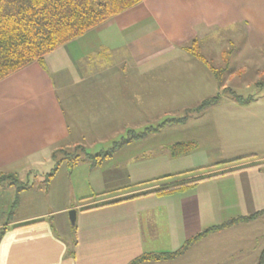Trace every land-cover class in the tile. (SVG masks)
I'll use <instances>...</instances> for the list:
<instances>
[{
  "label": "crops",
  "instance_id": "0c3cea01",
  "mask_svg": "<svg viewBox=\"0 0 264 264\" xmlns=\"http://www.w3.org/2000/svg\"><path fill=\"white\" fill-rule=\"evenodd\" d=\"M235 25L244 26L249 48H264V0H141L59 46L42 62L0 80V175H16L29 185L18 194L10 219L1 206L0 264H128L143 253L168 251V244L175 250L215 225L211 195L200 191L213 179L158 195L152 191L172 182L160 178L170 174L159 176L151 152L137 157L116 152L99 166L84 159L72 169L61 164L47 188L40 181L54 166L52 150L84 139L82 130L91 126L81 123L71 131L63 97L81 116L82 109L92 120L96 113L91 128L97 132L141 127L153 96L160 102L171 88L180 90L184 81L198 78V60L188 57L184 45L203 39L210 28ZM252 118L264 123V112ZM190 154L169 157L189 168ZM116 156L124 158L109 166ZM126 164L129 169L115 168ZM46 165L49 171L40 173ZM232 177L236 217L264 209V166L249 163L226 178ZM71 209L76 210L74 226ZM263 218L211 234L175 260L143 264H176L196 245L225 236L231 244H221L218 251L223 264L255 263L264 246L261 236L247 230Z\"/></svg>",
  "mask_w": 264,
  "mask_h": 264
},
{
  "label": "rangeland",
  "instance_id": "374dc122",
  "mask_svg": "<svg viewBox=\"0 0 264 264\" xmlns=\"http://www.w3.org/2000/svg\"><path fill=\"white\" fill-rule=\"evenodd\" d=\"M245 36L244 26L239 25L228 29H208L204 38L199 39L200 52L213 68L218 71L223 69L222 86L217 84L216 77L208 67L187 54L190 59L198 63L196 64L199 68L198 78L184 81L185 84L180 90L171 88L166 92V95L160 97V102L159 97L153 96L151 109L147 112L145 122L141 127L117 128L114 132L109 133H105L106 131L104 133L103 131L97 132L91 128L95 126L96 113L92 120L90 112L82 109L83 116H81L82 113L72 108L63 97V107L71 131L77 130L81 123L91 126L82 130L84 139H74L69 146L55 147L52 152L59 148L73 150L74 147L79 146L85 147L87 153L96 154L107 151L114 144L127 140L129 136L141 135V137L132 138L128 144H124L114 153L137 157L143 153L151 152V164L157 163L159 176L170 174L164 183L166 181H182L188 177L213 179L202 186L200 190L204 193L206 189L211 195L216 211L214 217L216 221L213 224H220L236 217L239 213L234 205L237 195L234 189L235 178L227 179L226 177L230 172L243 169V166L249 163L264 166V123L252 118V116L264 112V85H256L257 82H264V48H249ZM184 70L190 71L186 68ZM230 91L244 99L251 97L253 101L250 104L241 105L231 98ZM216 95H219L220 100L215 105L200 113L190 112V110L198 108L204 100ZM184 116H187L184 122H167V120L180 119ZM178 142H195L197 144V148L190 154L193 156H188L192 167H185L186 165L181 159H170L168 149ZM123 158L121 157V160ZM121 160L116 156L107 164L115 166L120 164ZM119 166L122 165L115 168L120 170L127 168V164L126 167ZM43 167H46V170L40 169V173L49 171L47 165ZM153 167L155 168V166ZM200 167L202 168L200 169ZM188 169H195V171L183 173ZM181 172L183 174H179ZM14 177L21 181L18 176L14 175ZM150 183L157 184L159 182ZM15 190V187L12 186H9L5 192L2 188L0 189V209L2 206L5 216L8 212L3 204H7L8 207L12 205ZM263 220L264 218L259 219L254 226L247 230L249 235L261 236L259 244L262 246H264V235H261L264 232L262 230ZM225 237V240L221 238V241L218 242L207 241L202 247L198 246L199 244L196 245V248L190 250L189 254L176 264H223V256H220L218 251L221 244H231L229 236ZM236 243L238 244H236L237 248L243 245L238 240ZM166 248L168 251L172 250L170 244ZM251 261L249 259L248 264ZM251 264H256V262Z\"/></svg>",
  "mask_w": 264,
  "mask_h": 264
},
{
  "label": "trees",
  "instance_id": "16d2710c",
  "mask_svg": "<svg viewBox=\"0 0 264 264\" xmlns=\"http://www.w3.org/2000/svg\"><path fill=\"white\" fill-rule=\"evenodd\" d=\"M140 2L141 0H0V80L32 62H42L45 55L59 46L83 35ZM183 49L191 57L208 67L216 77L217 84L220 87L222 86L223 69L218 71L206 61L200 52L198 39L193 38L184 45ZM256 85H264V82H257ZM229 94L235 102L241 105H247L253 101L251 97L244 99L232 91ZM219 100V95L208 98L198 108L190 110V112L200 113L218 103ZM186 119L187 116H184L180 119L167 120V122L180 123L186 121ZM134 137L138 138L141 135L129 136L127 140L114 144L107 151L96 154L87 153L85 148L79 146L74 147L73 150L59 148L53 151L51 160L54 166L40 181L41 186L43 188L49 186L61 164H66L69 169H72L84 159L93 166H99L110 159L118 148L128 144ZM196 148L197 144L195 142H178L169 147V153L171 157L176 158L189 154ZM205 178L196 177L172 182L152 192L161 196L184 192ZM5 186H12L16 189L14 201L7 209V218L10 219L18 204V194L27 189L29 185L26 182L19 181L13 174L0 175V189ZM263 216L264 209L247 216L235 217L220 224L209 226L187 239L173 251L143 253L128 264L175 260L185 255L192 246L209 235ZM256 264H264V248L260 251Z\"/></svg>",
  "mask_w": 264,
  "mask_h": 264
},
{
  "label": "water",
  "instance_id": "95a60500",
  "mask_svg": "<svg viewBox=\"0 0 264 264\" xmlns=\"http://www.w3.org/2000/svg\"><path fill=\"white\" fill-rule=\"evenodd\" d=\"M68 217H69V222H70L71 226H74L75 220H76V210L75 209L69 210Z\"/></svg>",
  "mask_w": 264,
  "mask_h": 264
}]
</instances>
